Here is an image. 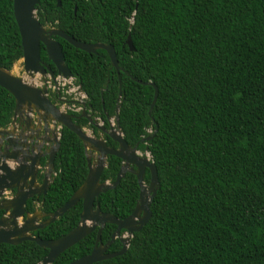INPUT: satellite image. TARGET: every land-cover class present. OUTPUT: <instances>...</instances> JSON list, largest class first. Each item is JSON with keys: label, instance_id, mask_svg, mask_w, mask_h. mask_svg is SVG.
Wrapping results in <instances>:
<instances>
[{"label": "trees", "instance_id": "16d2710c", "mask_svg": "<svg viewBox=\"0 0 264 264\" xmlns=\"http://www.w3.org/2000/svg\"><path fill=\"white\" fill-rule=\"evenodd\" d=\"M36 9L43 26L114 46L119 72L106 50L89 53L55 37L89 104L113 116L122 90L119 118L128 143L151 136L160 184L151 219L125 253L94 264H264V0H40ZM22 57L14 0H0V67L11 70ZM146 82L159 90L151 112L155 86ZM14 109L15 98L0 86V128ZM121 162L109 156L101 181L116 180ZM55 166L44 197L48 213L71 198L89 170L83 142L67 127ZM139 195L137 176L127 172L96 203L124 219ZM82 209L81 200L34 235H66ZM98 229L54 264L89 254ZM115 229L104 227L103 242ZM122 246L117 239L109 252ZM48 252L31 240L1 243L0 264H37Z\"/></svg>", "mask_w": 264, "mask_h": 264}, {"label": "water", "instance_id": "95a60500", "mask_svg": "<svg viewBox=\"0 0 264 264\" xmlns=\"http://www.w3.org/2000/svg\"><path fill=\"white\" fill-rule=\"evenodd\" d=\"M39 1L40 0H14V13L23 45V57L20 60L23 61L24 75L21 77L13 74L12 69L14 67L11 70L0 67V86L7 89L15 98L14 114L9 128L15 126L18 120L21 121V119H23L26 121V118L23 117L25 111L38 115L40 121L42 119L44 121L42 113H47L50 115L49 120L59 123L62 127H67L76 133L82 140L89 170L82 185L63 206L49 214H41L39 212L30 213L26 209L27 201L35 195L41 194V192L46 194L51 183L55 179V156L60 149L61 139L58 138L57 133L54 132L56 147L53 151L49 152L50 154L46 153L49 155V158L46 164L42 166L40 159L41 155L36 154L34 159L30 156L26 157V155H23L22 150L18 148V146L16 147L14 136L8 131L9 128H1L0 210L4 213L0 217V244L7 243L16 245L27 240L35 241L41 247L49 250L43 260L37 264H54L56 259L63 252L80 242L99 227L97 239L92 251L69 263L94 264L125 253L129 247L133 234L140 231L150 221L152 216V200L156 196L160 186L158 169L154 160H150L146 156H138V144L135 147H131L121 132L119 134L117 130H113V121H111V119H109V121L112 125V130L109 134L118 142V148L107 146L104 140L96 141L87 136L83 128L73 122L72 115L66 111L60 110L59 107L56 108L45 95L47 90L37 85V77L40 75L44 76L48 69V66L44 65L41 59L42 44L46 46L48 59L55 64L59 74H63L65 77L73 75L65 62L63 48L55 36H59L76 48L89 53H95L98 49L106 50L112 60L113 66L120 71L117 53L113 45L99 42H83L59 28H47L43 26L39 20L36 9V5ZM61 5L62 0H58V6ZM127 43L130 50H135L131 36L128 37ZM146 84L155 86L152 82H146ZM158 93V87L155 86V96L150 112L153 110L157 101ZM121 98L122 91L120 92L119 101ZM119 108L120 104L117 106L115 118L117 119L118 128H121ZM46 121L45 118V122ZM22 125L21 131L25 133L27 121L26 123L23 122ZM59 135L61 136V132H59ZM35 137L36 136H30L28 138L35 139ZM24 138L25 141L28 140L26 139L27 136H24ZM148 139H151V137ZM3 141L6 142L4 147ZM147 150H149L148 146ZM112 155L121 158L123 164L114 182H102L101 175L108 166V157ZM131 165H134L135 168ZM39 169H41L44 175L41 184L36 182ZM147 169L150 170L151 174L149 186L144 184ZM128 171L133 172L137 176L140 186V195L134 211L126 218L120 219L110 212H104L100 205L96 203V200L100 193L116 188ZM29 178L30 180H28ZM14 189H16V194L11 199H2L4 193ZM81 200L83 209L80 215V221L69 233L60 238L51 240H45L33 235L35 231L54 223ZM43 217L47 219L41 220ZM107 223L115 224L117 229L113 233L110 241L104 244L102 241V232ZM122 229L126 231L123 234H121ZM117 238H120L123 244L122 249L116 252H107L108 247L111 246Z\"/></svg>", "mask_w": 264, "mask_h": 264}, {"label": "flooded vegetation", "instance_id": "af4514ba", "mask_svg": "<svg viewBox=\"0 0 264 264\" xmlns=\"http://www.w3.org/2000/svg\"><path fill=\"white\" fill-rule=\"evenodd\" d=\"M55 37H57V36H55ZM41 59H42V63L44 65L48 66L47 67L48 69H47V72L44 76L40 75L37 77V80H38L37 85L39 87H41L42 89L47 90V93L45 95L48 97L50 102L56 108L59 107L60 110L66 111L69 114H71L73 117V119H72L73 122L75 124L79 125L80 127H82L83 130L87 133V136L93 138L96 141H103L104 140L105 143L107 144V146L113 147V148H118L119 147L118 142H116L111 137V135L109 134V132H111V130H112V125L109 121V119H111V121H113V127H114L113 130L114 129L117 130V132H119V134L121 132V134L125 138V135L122 131V128H118V126H117V119L115 118V116L117 114V107H116V112L113 116H109L106 111H105V116H102L101 114H99V111H96L92 107V105L89 104V102L87 100V95L84 92L82 85L77 82L76 77L74 75H72V76L69 75V76L65 77L63 74H59V71L56 68L55 64L53 62L49 61L48 55L46 52V46L44 44L41 45ZM111 64H112V60H111ZM112 66H113V64H112ZM113 67H115V66H113ZM121 91L122 90H120V92ZM120 92H119V96H120ZM119 104L121 106L122 98L119 101V97H118L117 106ZM119 113H120V108H119ZM42 116L44 118V121H43V119L40 121L38 115H36L34 113H29L28 111H25L24 116H23L24 118H26V121H27V127L25 129L26 130L25 133L23 131H21L22 126H23L22 123L23 122L26 123V121L23 119H21V121L18 120V122L15 124V126H12L9 128L10 123H11L10 122L8 124V126H6L4 128H9L8 131L12 136H14V141L16 142V147L18 146V148H20L22 150L23 155H26V157L30 156L32 159H34L36 157V154L41 155L40 159H41V164L43 166L48 161V158H49L48 154H50L49 152L53 151L56 147L54 132H56L57 137L61 139L62 130L65 126L62 127L59 123H55L53 120H49L50 115H48L47 113L43 112ZM45 118L47 120L46 121L47 123L45 122ZM119 120H120V118H119ZM120 126H121V124H120ZM28 127H29V129H28ZM59 132H61V136L59 135ZM148 132L152 133V129H149ZM24 136H27L26 139H28V140L25 141ZM30 136H36V137H35V139L28 138ZM149 137H151V136H149V135L143 136V138L140 141H138L135 145H131L129 143L128 144L131 147H135L138 144V147H137L138 156H142V157L146 156L150 160H152L150 148H149V150H147V146L149 147V145H148V141L150 140V139H148ZM126 141H127V139H126ZM25 144H26V146H25ZM5 145H6V142L3 141V147ZM27 149H29V150H27ZM46 153H48V154H46ZM55 158H56V156H55ZM108 159H109V157H108ZM122 162H121V166L123 164ZM30 163H31V160H30ZM87 163H88V161H87ZM131 166L135 168L134 165H131ZM147 170H149V169H147ZM55 172L57 175L56 166H55ZM128 172H130V171H128ZM131 173H133V172H131ZM150 176H151V174H150ZM43 177H44V175H43L41 169H39L36 182L37 183L39 182L41 184L43 181ZM146 177H147V171H146L145 178H144V184L146 186H149L150 178H149V181H147ZM28 180H30V178ZM106 181L107 182H114L115 180L114 181L106 180ZM106 181H102V182H106ZM49 189H50V187H49ZM49 189H48V191H49ZM41 190H40V192H41ZM48 191H47V193H48ZM15 194H16V189L9 190L8 192L4 193V195L2 196V199H11ZM46 194L41 192V194H37L33 198H30L26 204L27 211H29L30 213L39 212L41 214L52 213V212L48 213V212H45L43 210L44 197ZM29 204L32 206V210H29L27 208ZM0 212H2V215H3L4 212L2 210H0ZM45 219H47V218L43 217L41 220H45ZM107 224H111V223H107ZM116 229H117V226H116ZM116 229H115V231H116ZM125 232L126 231L124 229H122L121 234H123ZM33 235H34V233H33ZM117 239L120 240V238H117ZM109 241H107V242H109ZM107 242H103V243L107 244ZM109 247H111V246H109ZM109 247L107 249V252H109V249H110Z\"/></svg>", "mask_w": 264, "mask_h": 264}, {"label": "rangeland", "instance_id": "374dc122", "mask_svg": "<svg viewBox=\"0 0 264 264\" xmlns=\"http://www.w3.org/2000/svg\"><path fill=\"white\" fill-rule=\"evenodd\" d=\"M12 71H13V74L23 77V75H24L23 74V72H24V69H23V61H21V60L18 61L15 64L14 68L12 69Z\"/></svg>", "mask_w": 264, "mask_h": 264}]
</instances>
